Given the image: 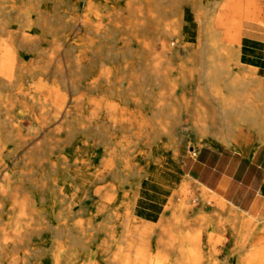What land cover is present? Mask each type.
Wrapping results in <instances>:
<instances>
[{
    "label": "bare ground",
    "instance_id": "obj_1",
    "mask_svg": "<svg viewBox=\"0 0 264 264\" xmlns=\"http://www.w3.org/2000/svg\"><path fill=\"white\" fill-rule=\"evenodd\" d=\"M229 3L0 0V264H164L145 223L131 229L130 253L116 254L101 210L130 191L145 207L149 189L158 203L183 194L181 217L192 210L176 144L164 142L177 109L188 108L176 91L185 81L194 82L198 145H228L240 129L264 144V61L248 65V39L228 36L227 21L243 20L225 13ZM199 196L243 216L204 187ZM256 221L249 216V236L264 232ZM191 255L186 264H203L201 252ZM237 264H264V246Z\"/></svg>",
    "mask_w": 264,
    "mask_h": 264
},
{
    "label": "crops",
    "instance_id": "obj_2",
    "mask_svg": "<svg viewBox=\"0 0 264 264\" xmlns=\"http://www.w3.org/2000/svg\"><path fill=\"white\" fill-rule=\"evenodd\" d=\"M225 13L230 17L243 19L241 28L233 26L234 20H231L227 21L229 26L225 29L228 30L229 34L239 33L240 44L243 43L244 39H248L245 49L247 51L246 60L252 57L251 63L253 65L262 64L264 59L260 58V55H264V0H230ZM253 136L249 130L240 129L228 145H202L196 149L193 155L184 153L177 156L182 177L199 187L193 191L198 199L200 188L204 187L243 215L233 218L227 210L219 211L224 215V224L226 225L224 244L219 256L221 264H229L230 262L233 264L230 260L233 245L236 249L244 247L253 236L256 237V241L250 246H264L263 231L253 232L249 236V216L256 218V222H258L255 223L256 225H264V144L259 143L256 139L253 140ZM154 197L156 200V196ZM176 199H178L176 196L173 197V208L176 206ZM129 204L128 207L124 208L123 219L121 222L118 220V226L123 227L125 233L131 235L133 239L134 234L132 233H135L132 231L133 228L139 232L141 230L139 226L142 227L141 225L144 223L143 226L146 228L149 226L152 229L150 249L153 252H163L167 259L166 264H186L184 260L187 257L194 258L191 254L197 252H201L203 257H214V243L210 233L207 232L204 239L198 233L200 229L199 207L194 210L192 208L191 211L181 217L180 210L177 212L170 209L164 212L170 208L168 206L162 207L166 206V203H146L145 207L132 202ZM132 210L140 211V214L136 215L135 218L144 221L143 224L133 228L131 227L132 219H134ZM214 210L218 211L212 207L207 212L212 214ZM127 219L130 221L126 222ZM203 223L201 221V227L203 225L208 227V221ZM210 224L214 228H209L207 231L216 232L215 230L218 229L217 219L215 218ZM233 225H240L244 228L243 233L238 237L233 234ZM199 241L200 245L196 248L195 245ZM218 241L221 243L223 240L219 239ZM234 241L236 242L234 243ZM130 243L132 241L128 245Z\"/></svg>",
    "mask_w": 264,
    "mask_h": 264
},
{
    "label": "rangeland",
    "instance_id": "obj_3",
    "mask_svg": "<svg viewBox=\"0 0 264 264\" xmlns=\"http://www.w3.org/2000/svg\"><path fill=\"white\" fill-rule=\"evenodd\" d=\"M4 35L5 34L2 32V34H1L2 38H4ZM230 35L231 34H229L228 36H230ZM232 38L235 39V36H232ZM237 39H240V38H237ZM235 44H231V45H233V47H235L236 51H239L240 50V49H238L239 47H237V45H235ZM241 45L242 44H240V46ZM251 58L252 57H250V59L248 58V60H246L248 62V65L253 66V67L257 68V70H259L260 69L259 66L253 65L251 63V60H252ZM164 86H165V81L163 79L162 80L159 79V85H157L155 87L154 86L153 87H147L148 95H149L148 100L152 101L153 100V96L156 95L159 90L163 89ZM176 91H177L178 97H180L184 93H186V95L189 97L188 108L180 109V110L177 109L178 111L174 115L177 118L176 123H173V122L169 123V125L174 126V129L172 128L171 130H169L171 135L169 136V138H166V140H164V142L168 143L167 146H172L173 144H176L175 146H176V149H177V152H176V160H177L178 154L182 155L184 153H187L188 155H193V153L196 151V149L199 148L202 145H198L196 143L195 134L192 132V129L190 128L192 126V124H193V121H192V116H193L192 110H193V106H194V101L196 99L195 98L196 96H195V93H194V82L185 81L184 84H182L180 87H178L176 89ZM170 109H171L170 106L169 107L167 106V107L164 108V110H170ZM85 111H88V109L86 108ZM150 112H151V108H149V113ZM150 115H151V113H150ZM162 115H165V111L161 114V116ZM154 117L155 116H153L152 119H154ZM152 124H154V128L157 127L156 124L159 125V123H157V122H154ZM162 124L164 125V123H162ZM131 131H132V129L130 130V132ZM156 131H157V129H153L152 130V132H155V133H156ZM149 133H150V130H149ZM253 135H254L253 136V140L256 139L258 141L257 136L254 133H253ZM161 137H163V136L159 135L158 139L161 138ZM134 180H135V177H134ZM181 182H187V186L186 187H188V188H186L185 193H187L188 196L190 197L191 201L190 200L189 201L191 202V204L193 206V210L199 207V209H198L199 210L198 218H199V221H200V229H199L198 233L204 239L205 238V234L207 232H209L210 236L213 239V243H214L213 244L214 245L213 246L214 257H211V256L203 257L202 258L203 259V264H221L219 256L221 255V247L224 244V233H225V230H226V225L224 224L225 217H224L223 214L219 213V210L218 211H216V210L212 211V214L210 212H207V211H209V208H212V207L210 205L206 204L200 198V196H198L199 199L197 198V196L194 194L193 191L199 189V187H196V185L194 183H192L191 181L186 180L184 178L181 179ZM103 191H104V189H103ZM128 195H130V196H128V197L124 196L122 201L117 203L118 205L116 204V205L112 206V212L113 213L108 211V210H101V222H103L102 230L104 232L107 230V228H114L116 230V232L114 233L115 239H116L114 243H116L115 245H117L115 247H116V250H117L116 254H118V255H124V254L130 253V251L127 249V245H128V243L130 241L133 240L132 236L128 235L127 233H125V231H123L122 227H119L118 224H117L119 222L118 220H120V222H121L122 219H123L124 208L128 207L130 205L129 204L130 202L135 204V199L139 198L138 196L135 195L134 191L128 192ZM132 195H134V197H131ZM154 196H155V193L152 192V190L149 189V191L146 192V203H149V204H151L153 202L158 203L155 200ZM183 196H184L183 194L182 195L180 194V195H178L176 197L178 199L175 200L176 206H174V208L172 207L173 199H172V201L169 202L167 197L164 199L163 202L158 203V204L166 203L165 204L166 206H162V207H167V206L170 207V208H167L166 210H164V212L167 211V210H170V209H174L175 211L181 210L182 209L181 207H183L185 205V199H183ZM101 201L104 202V198L103 197H101ZM107 213H108V215H106ZM214 217L217 219L218 229L215 230L216 232L212 231V233H211L210 231H207V230L209 228H214V226H212L210 224L215 219ZM201 221H202V223L208 221V224H207L208 227H205V225H203V227H201ZM143 222L144 221H142V220H140L138 218H134V219H132L131 227L132 228L136 227L139 224H142ZM255 223H258V222H254V224ZM260 226H262V225H260ZM233 228H234V230H233L234 236L238 237L239 235H241L243 233L244 228L241 227L240 225H233ZM147 230H148V236H149V251H150V253H154L150 249V243H151L150 235H151L152 229L148 226ZM103 231L101 232L102 234L100 235L101 239H103V238L107 239L108 235L104 234ZM219 239H221L223 241H221V243H220L218 241ZM255 241H256V237L253 236V238L251 240H248L246 242L244 247L236 249L235 246L233 245V247H232V255H231V258H230L232 263L234 264V262H235V264H237L238 262H240V260L244 258V255L245 256L247 255L248 249H250V245L252 243H255ZM235 242L236 241H234V243ZM118 246H119L120 250L118 249ZM116 250H115V252H116ZM166 262H167V259L164 257L163 263L166 264Z\"/></svg>",
    "mask_w": 264,
    "mask_h": 264
}]
</instances>
